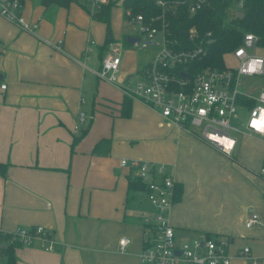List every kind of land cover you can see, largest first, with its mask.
<instances>
[{
  "label": "crops",
  "instance_id": "1",
  "mask_svg": "<svg viewBox=\"0 0 264 264\" xmlns=\"http://www.w3.org/2000/svg\"><path fill=\"white\" fill-rule=\"evenodd\" d=\"M22 16L37 27L23 29L0 15V79L7 83L0 95V162L8 165L0 173V231L42 225L58 247L23 244L15 249V264H140V216L154 209L144 192L126 202L123 158L163 163L183 185L168 215L181 238L217 235L228 240L233 264H264L263 138L244 131L235 154L227 155L165 123L138 99L131 115L122 116L125 93L97 75L106 24L77 2L63 7L25 0ZM90 39L95 44L87 49ZM127 55L120 79H132L148 62ZM105 138L109 143L95 150ZM252 212L260 223L247 227ZM122 236L131 239L123 252ZM244 247L248 259L240 256Z\"/></svg>",
  "mask_w": 264,
  "mask_h": 264
},
{
  "label": "built area",
  "instance_id": "2",
  "mask_svg": "<svg viewBox=\"0 0 264 264\" xmlns=\"http://www.w3.org/2000/svg\"><path fill=\"white\" fill-rule=\"evenodd\" d=\"M85 1L93 12L108 0ZM207 2L208 0H158L162 13L149 22L145 21L143 15L134 16L128 10L127 21L138 24L139 40L134 46L147 47L154 44L159 50L150 61L140 67L135 80L120 79L123 43L110 42L97 75L120 87L126 95L156 110L165 123L232 155L238 144V134L244 131L264 140V83L256 91L241 87L243 78L251 80L252 87H256L253 79L260 78L263 82L264 55L256 52L257 36L248 32L244 35L243 42L229 53L234 58L235 65H229L225 61L224 68L205 67L191 76L186 65L203 59L208 50L202 44L185 47L172 40L169 37L168 14L176 13L185 4L190 13H195ZM23 6L22 0H0V15L23 29L33 31L37 24L25 22L22 16ZM238 6L241 7L242 2ZM189 33L191 39L196 37V28L193 26ZM93 44L95 40L90 39L87 49ZM6 89L7 83L0 79V95ZM245 99L253 100L254 105L248 107L244 103ZM239 108H245L249 113L246 121L242 122L244 129L232 123L234 119H239ZM86 118L85 113L79 116L80 122H84ZM121 165L129 171L133 170L134 175L144 181V193L154 209L152 214L143 216L145 226L140 264H233L227 239L205 234L181 238L177 234L168 216L174 203L177 181L167 171L165 164L123 158ZM260 172L264 175V159ZM257 223H260V216L252 212L246 220V226L251 227ZM8 233L7 241L0 239V253L8 242H19L22 245L38 242L40 247L49 251L58 247L52 232L42 225L19 227ZM130 242L129 237L122 236L119 240L120 251H125ZM240 256L250 258V248L244 247ZM251 264H259V261L254 259Z\"/></svg>",
  "mask_w": 264,
  "mask_h": 264
},
{
  "label": "trees",
  "instance_id": "3",
  "mask_svg": "<svg viewBox=\"0 0 264 264\" xmlns=\"http://www.w3.org/2000/svg\"><path fill=\"white\" fill-rule=\"evenodd\" d=\"M23 2L25 0H22ZM120 0H108L96 8L93 12L91 7L84 0H39L45 6H63L69 7L72 2H77L92 14L93 18L100 20L106 24L107 34L104 43L100 46L102 59L110 42L115 41L112 32L111 13L113 7L118 5ZM158 0H121L124 11V17L127 20V11L132 15H143L146 22H149L153 17L162 13V9L157 4ZM239 2L242 6L239 7ZM242 12L243 16L237 14ZM168 19L169 37L176 40L185 47H191L196 44H202L208 50L207 55L201 59L191 62L186 65V70L191 76L198 73L205 67H225V57L243 42L244 35L248 32L254 33L257 36V45L264 50V0H208L195 13H190L187 4L180 6L176 13H169ZM196 28L197 34L193 39L190 38V29ZM123 45L131 46L127 41V35L123 37ZM264 83V80H263ZM133 98L129 95H124L121 106V115L128 117L132 112ZM248 107L254 105L253 100H244ZM90 122L86 127L80 129V134L75 135L74 141L80 139L88 130ZM109 139L100 140L95 150H98L103 143ZM8 165L0 162V173L5 174ZM128 191L126 202H130L136 198L137 193L146 190V184L140 178L134 175L133 170L128 173ZM183 185L176 182L174 203L182 197ZM143 223V217L140 216ZM206 236H217L206 233ZM0 239L7 241L9 233L0 231ZM22 244L19 242H8L6 247L1 248V256L5 258V264H15L16 255L15 249Z\"/></svg>",
  "mask_w": 264,
  "mask_h": 264
},
{
  "label": "rangeland",
  "instance_id": "4",
  "mask_svg": "<svg viewBox=\"0 0 264 264\" xmlns=\"http://www.w3.org/2000/svg\"><path fill=\"white\" fill-rule=\"evenodd\" d=\"M84 1V0H81ZM123 13V7L121 4V0L118 2V5L113 7L112 13H111V23H112V32L115 37V41H120L123 40L124 34H138V24L137 23H130L128 22ZM124 33V34H123ZM123 34V35H122ZM139 36L144 37L142 34H139ZM159 50V47L157 45H149L147 47H137V46H132L127 49H124L122 53V59L125 57L126 54H128V59L130 60H137L139 64H143L144 62L150 61L157 51ZM257 53L263 54L264 55V50L260 49L259 47L256 50ZM225 61L229 65H235L236 62L234 61V58L228 54L225 57ZM137 70L133 72L136 73ZM124 72H120V75L124 74ZM119 75V78H120ZM136 77H133L132 80H135ZM251 80L247 78L242 79L241 87L245 90L251 89L253 91H256L258 88L262 87V80L260 78L253 79V82L256 87H252ZM248 111L245 108H239V119L233 120L232 123L235 125L240 126L242 129H244V126L242 122H245L246 119L248 118ZM231 132L234 133L232 130ZM235 154V152H234ZM199 234H190L184 238H192L195 237ZM5 262V258L0 256V263Z\"/></svg>",
  "mask_w": 264,
  "mask_h": 264
},
{
  "label": "water",
  "instance_id": "5",
  "mask_svg": "<svg viewBox=\"0 0 264 264\" xmlns=\"http://www.w3.org/2000/svg\"><path fill=\"white\" fill-rule=\"evenodd\" d=\"M237 14L240 15V16H243V13L242 12H238ZM138 40H139V37H137V36H134V35H128L127 36V41L130 44H134ZM183 75L186 76L187 74L183 73Z\"/></svg>",
  "mask_w": 264,
  "mask_h": 264
},
{
  "label": "clouds",
  "instance_id": "6",
  "mask_svg": "<svg viewBox=\"0 0 264 264\" xmlns=\"http://www.w3.org/2000/svg\"><path fill=\"white\" fill-rule=\"evenodd\" d=\"M257 127H260V125H259V124H257Z\"/></svg>",
  "mask_w": 264,
  "mask_h": 264
}]
</instances>
